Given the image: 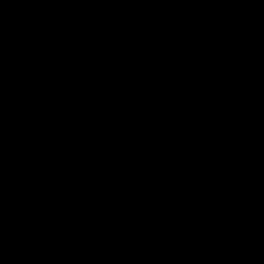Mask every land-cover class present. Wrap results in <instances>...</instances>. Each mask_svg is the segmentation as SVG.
Returning <instances> with one entry per match:
<instances>
[{
    "label": "water",
    "instance_id": "95a60500",
    "mask_svg": "<svg viewBox=\"0 0 264 264\" xmlns=\"http://www.w3.org/2000/svg\"><path fill=\"white\" fill-rule=\"evenodd\" d=\"M0 264H264V0H0Z\"/></svg>",
    "mask_w": 264,
    "mask_h": 264
}]
</instances>
